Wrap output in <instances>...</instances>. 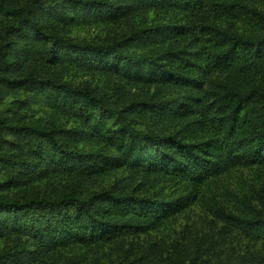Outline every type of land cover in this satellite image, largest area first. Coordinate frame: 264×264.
Returning <instances> with one entry per match:
<instances>
[{"label": "trees", "instance_id": "obj_1", "mask_svg": "<svg viewBox=\"0 0 264 264\" xmlns=\"http://www.w3.org/2000/svg\"><path fill=\"white\" fill-rule=\"evenodd\" d=\"M101 21L138 27L111 43L65 36ZM132 86L147 92L126 97ZM40 105L52 117L28 119ZM0 106V264H84L196 200L264 241V205L213 194L234 170L264 167V9L252 1L0 2ZM120 170L133 181L90 184ZM151 177L174 188L136 192ZM43 180L53 192H34ZM13 188L23 194L3 195Z\"/></svg>", "mask_w": 264, "mask_h": 264}, {"label": "rangeland", "instance_id": "obj_2", "mask_svg": "<svg viewBox=\"0 0 264 264\" xmlns=\"http://www.w3.org/2000/svg\"><path fill=\"white\" fill-rule=\"evenodd\" d=\"M14 0H0L9 4ZM264 9V0H250ZM140 23V22H139ZM65 36L76 40L95 43H111L119 40L132 28H137L138 23L130 26L126 21H101L95 23H79L64 25ZM93 84L103 86L102 80L96 76L86 77ZM112 92V86L109 87ZM18 90L10 93L8 100L17 96ZM147 89L144 86H132L127 96L142 98ZM21 94V93H19ZM26 94L21 95L25 97ZM3 109V106H0ZM27 118L35 120L40 116L50 119L54 114L51 110H45L40 105L34 111H27ZM64 123V122H63ZM72 122H69L70 125ZM125 170L116 171L105 176L106 178L92 181V186L100 187L104 184L112 185L117 179L133 181ZM140 181V179H139ZM221 186L213 194L224 207L234 209L239 207L243 194L254 200L260 208L264 205V167L241 168L234 170L226 180H220ZM57 184L43 180L32 188L34 192H53ZM67 186L57 190L66 191ZM136 192L146 193L169 192L173 186H169L160 178L151 177L145 185L136 187ZM208 192L212 189L206 188ZM67 191H73L71 186ZM66 191V192H67ZM20 189L13 188L3 195L19 194ZM127 192H131L128 190ZM20 194H23L20 192ZM212 195V193H210ZM148 255L152 258L149 264H263L264 241L250 239L236 230L226 228V225L209 213L202 201H194L174 218L167 220L157 230H150L139 236H132L124 248H105L97 254H89L85 263L89 260H97V264H127L136 256ZM150 258V259H151ZM91 264L92 261H91Z\"/></svg>", "mask_w": 264, "mask_h": 264}]
</instances>
